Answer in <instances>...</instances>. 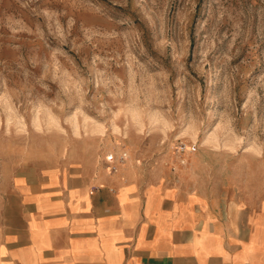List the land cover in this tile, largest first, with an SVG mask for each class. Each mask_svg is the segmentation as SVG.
Segmentation results:
<instances>
[{
    "label": "rangeland",
    "instance_id": "obj_1",
    "mask_svg": "<svg viewBox=\"0 0 264 264\" xmlns=\"http://www.w3.org/2000/svg\"><path fill=\"white\" fill-rule=\"evenodd\" d=\"M122 151L264 198V0H0V190Z\"/></svg>",
    "mask_w": 264,
    "mask_h": 264
},
{
    "label": "crops",
    "instance_id": "obj_2",
    "mask_svg": "<svg viewBox=\"0 0 264 264\" xmlns=\"http://www.w3.org/2000/svg\"><path fill=\"white\" fill-rule=\"evenodd\" d=\"M188 164L151 180L122 166L16 174L0 190V264H264V198L199 184Z\"/></svg>",
    "mask_w": 264,
    "mask_h": 264
},
{
    "label": "built area",
    "instance_id": "obj_3",
    "mask_svg": "<svg viewBox=\"0 0 264 264\" xmlns=\"http://www.w3.org/2000/svg\"><path fill=\"white\" fill-rule=\"evenodd\" d=\"M128 152L122 151L120 154H111L109 156L110 160L113 162L109 169L111 172H118L120 166L128 159Z\"/></svg>",
    "mask_w": 264,
    "mask_h": 264
}]
</instances>
